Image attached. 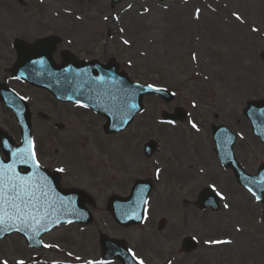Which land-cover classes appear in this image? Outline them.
<instances>
[{
    "label": "rangeland",
    "instance_id": "rangeland-1",
    "mask_svg": "<svg viewBox=\"0 0 264 264\" xmlns=\"http://www.w3.org/2000/svg\"><path fill=\"white\" fill-rule=\"evenodd\" d=\"M61 1L75 12L70 14L71 21L62 20L60 10L46 16L33 0H0V78L15 61L14 40L31 44L57 35L61 44L53 56L56 62L64 50L79 60L106 63L114 59L135 83L166 88L175 93V99L165 104L156 97L145 98L143 113L127 130L106 136L102 118L60 104L50 94L14 83L8 76L7 85L28 101L40 165L58 173L61 188L83 191L95 206L85 205L93 216L91 224L56 228L42 237L45 247L39 253L29 250L19 236L5 238L0 241V262L34 264L37 256L40 264L97 261L99 235L106 234L124 241L143 264H264L262 207L233 180L236 188L230 192L238 204L226 203L228 185L221 182L223 170L210 138L212 127L225 125L237 136L235 155L246 171L253 173L264 164V146L251 135L242 115L248 100L264 99V63L258 57L264 53V0H179L172 4L123 0L114 6L112 0ZM10 10L20 16L17 28ZM229 11L245 25H229ZM90 12L94 15L89 21L81 18ZM129 14L146 29L132 24ZM87 32L92 33L86 36ZM224 34L230 42L222 39ZM176 108L187 112V122L194 121L197 132L187 123L176 129L162 125V114ZM0 128L18 143L14 118L1 106ZM150 140L158 144V150L145 158L142 147ZM202 147L216 169L200 167ZM197 169L202 172L197 174ZM154 170L161 172L158 175ZM211 174L218 181L209 178ZM137 180L153 183L145 220L139 226L121 228L113 222L107 203L113 195L128 196ZM209 186L219 193L217 213L197 206V197ZM162 219L166 225L159 230ZM224 224L231 229L234 244L242 241L248 246L245 253L240 244L205 247L210 244L206 241H223L218 229ZM188 235L199 238L201 249L178 257L180 242ZM241 252L246 254L244 259Z\"/></svg>",
    "mask_w": 264,
    "mask_h": 264
},
{
    "label": "water",
    "instance_id": "water-1",
    "mask_svg": "<svg viewBox=\"0 0 264 264\" xmlns=\"http://www.w3.org/2000/svg\"><path fill=\"white\" fill-rule=\"evenodd\" d=\"M48 56L49 54L43 55L41 52H38L31 59H28V57H25V59L22 61V66L24 67L22 68V71L24 73L23 75L24 76L26 75L25 71H27L28 73H31L29 74V78L31 79L32 77L36 78L37 85H40V82L38 80L43 78L44 80L42 81V83H44V85H41L43 88H48V86H51V85L53 88H55L59 85H62V88H56V89H59L63 92V96L65 100L67 99L73 100L75 98L76 99L79 98L82 92V88H80L81 81L79 78L80 76H83L86 74L87 69H85V67H81L80 69V67L78 66L72 69V67L70 66L72 65V63H68V62L65 64L67 65L66 67L61 68V69H55L53 65L50 66V64L48 63L50 62L49 59H47ZM40 58H43L46 61V63L41 61ZM75 69H79V70H75ZM97 69H99V73L103 76L102 78H97V77L93 78L97 82L91 80L90 85L87 86V92H85L88 94V97L86 100L90 103V105L93 104L98 108H100V106L97 104V101L102 102L101 103L102 107H105V108L109 107L111 109L114 107L117 113L123 116L122 119L125 122L129 121L136 114L137 108H139L140 106V99L142 98V96L145 94H150L151 91H148V89L143 88V87L132 86L127 82L124 84H127L128 88H131V93L128 96L126 97L120 96L116 98L109 97L107 98V100L106 99L99 100L97 98L99 97L100 93L95 91L93 89V86L100 82H103L104 80L109 83H114L113 78H115V82L120 79H117L116 77L117 74L114 71V69L113 70L111 68H108V69L97 68ZM104 90H107V88H104ZM52 91L54 92L55 90H52ZM0 98L4 103H7L11 108H13L14 111L18 112L17 120L20 123V126L22 122L23 127H24V134L22 137V144L20 147H15L13 141L10 138H8L6 135L0 134V149L3 151V153L7 157L6 162H3L0 158V164L7 165V164L13 163V161L16 159L13 153L16 152L17 150H20V149L30 150V129L27 123V117L22 112V110L24 109V106L20 104L19 101L16 98H14L10 92L6 90L0 93ZM129 103L135 104L136 105L135 109L129 110L127 107V104ZM245 115L248 117V119L252 123L254 134L257 135L259 138H261L264 142V101L261 103H249L245 110ZM20 168H27L28 173H26V175L19 174ZM15 171L20 176H29L33 174H36L39 176V173H36L30 164L17 163L15 165ZM240 179L244 180L245 183H248L247 181H250L252 183L255 182L253 179H249L244 176H241ZM40 182L46 183V190L48 189V187H50V184L47 183L49 182L47 179L40 177ZM260 182L261 181L259 182L256 181L255 184H259ZM56 192L59 193L58 191ZM56 196H58V194H56ZM51 198H52V193H51ZM111 204H112V208L118 207V208H115V211L117 212V214L119 213V218L113 212L114 218L116 220H119L121 217L124 218L126 212L122 210L126 208L127 201L115 200V201H112ZM51 207H52V200L50 199V201H48V199H46V200H41L37 202L35 209L47 211ZM7 231L10 232V229ZM7 231L0 232V237H2L1 235L8 233Z\"/></svg>",
    "mask_w": 264,
    "mask_h": 264
},
{
    "label": "snow or ice",
    "instance_id": "snow-or-ice-1",
    "mask_svg": "<svg viewBox=\"0 0 264 264\" xmlns=\"http://www.w3.org/2000/svg\"><path fill=\"white\" fill-rule=\"evenodd\" d=\"M197 12H199L198 9ZM237 19H240V17L237 16ZM148 88L152 89L153 85H148ZM154 90L160 91L161 89ZM127 107L132 110L135 109L136 105L129 103ZM192 127L196 128V125L193 123ZM13 155L16 157L13 163L0 164V232L12 228L16 221L23 224L25 228L29 227L30 220L39 223L29 209H35L37 202L46 200L48 197L46 183H41L38 175L20 176L15 171V165L20 163L30 164L38 173L41 165L37 160L35 151L20 149L14 152ZM58 171H63V169H58ZM217 194L219 195V193ZM225 207H228V205H225ZM206 243L219 244L230 243V241H206ZM132 259L136 261V264H143L142 261H137L134 254ZM0 264H6V262H0ZM17 264H24V262L18 261Z\"/></svg>",
    "mask_w": 264,
    "mask_h": 264
},
{
    "label": "bare ground",
    "instance_id": "bare-ground-1",
    "mask_svg": "<svg viewBox=\"0 0 264 264\" xmlns=\"http://www.w3.org/2000/svg\"><path fill=\"white\" fill-rule=\"evenodd\" d=\"M27 1H31V0H27ZM35 1L37 4H38V7L40 8V10L46 15V16H49L50 15V12L52 10V12L54 10H57V12L62 11V20H65V21H70L71 20V16H70V13H75L73 12L72 10L69 9V6H64L63 2L61 0H33ZM10 15L13 16L12 20H13V23L12 25L17 28L18 27V22L20 20V16L18 15V13L15 11V10H10ZM60 15V14H59ZM94 15V12H90L88 13L87 15H80L82 19H85L87 21L89 17H92ZM227 16L228 18L226 19V21L228 22L229 25H236V26H244L245 25V22L243 19H237V15L235 14H232V11H229L227 13ZM129 20L132 24H137V26L139 27H142L144 29H146L145 25L144 24H141L140 23V20L135 16V15H131L129 14ZM150 27H153L152 25H149ZM92 32H87L85 35H91ZM224 39L227 43L230 42V39L228 38V36L226 34H224V37L222 38ZM175 148V147H174ZM202 149V153L201 155L203 156V165L204 167L206 166V164H208V161H207V151L205 148H201ZM228 180L225 179V182L224 184L225 185H228L229 183L227 182ZM227 189V194L230 195V196H233V192L231 191L230 192V189L231 187L228 185L226 186ZM232 201L234 202V199H232ZM191 207V205L189 206ZM236 239V238H235ZM237 240V239H236ZM243 242L241 241V243L239 241H237V244H240V246H242V249L244 251V253L246 252L248 246L245 245V244H242ZM237 244H234L233 242L231 243V246H235ZM243 257V259L246 257V254L243 256V253L241 252V258Z\"/></svg>",
    "mask_w": 264,
    "mask_h": 264
}]
</instances>
